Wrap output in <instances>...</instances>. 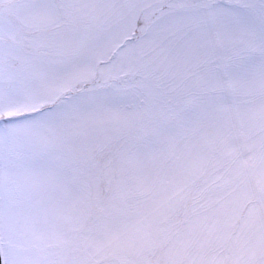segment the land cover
I'll return each mask as SVG.
<instances>
[{"label":"snow or ice","instance_id":"1","mask_svg":"<svg viewBox=\"0 0 264 264\" xmlns=\"http://www.w3.org/2000/svg\"><path fill=\"white\" fill-rule=\"evenodd\" d=\"M0 264H264V0H0Z\"/></svg>","mask_w":264,"mask_h":264}]
</instances>
